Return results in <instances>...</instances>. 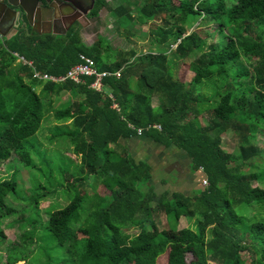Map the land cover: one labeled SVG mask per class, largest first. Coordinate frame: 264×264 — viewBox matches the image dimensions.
<instances>
[{
	"label": "trees",
	"instance_id": "trees-1",
	"mask_svg": "<svg viewBox=\"0 0 264 264\" xmlns=\"http://www.w3.org/2000/svg\"><path fill=\"white\" fill-rule=\"evenodd\" d=\"M122 2L111 7L106 0H94L90 15L96 18L105 10L127 25L132 15L142 21L162 16V27L150 32L159 46L174 48L143 55L131 49L108 51L100 46L99 35L91 45H84L79 27L64 35L29 33L0 38V166L14 154L21 167L37 171L33 155L23 146L48 111L43 98L67 92L81 96L55 112L56 119L70 126L53 127L48 137L49 141L62 138L78 160V176L63 172L64 181L72 178L65 185L68 202L49 212L45 222L36 213V221L30 210L37 211L46 189L29 193L26 206L14 208L10 198L16 193V180L10 173L0 179V241L5 239L3 221L7 220L6 227L16 229L20 241L36 244V224L44 223L42 229L62 251L56 264H154L165 251L168 264H244L241 252L251 254L249 264H264V220L235 212L239 206L251 205H255L256 214L264 212V167L253 177L241 172L254 158L264 162V155H258L248 143L252 133H264V0H234L229 7L225 0ZM191 17L201 26L196 24L187 32L191 26L185 25ZM170 21L177 23L174 28ZM211 22L221 40L205 44L199 27ZM12 53L51 76L63 75L78 62L79 55L90 58L97 70L118 71L119 76L103 79L107 93L88 89L91 78H84L80 84L38 82L31 78L27 67H15ZM168 56L188 62L192 78L187 84L173 79ZM241 57L251 58L253 63L243 67ZM233 67L240 69L228 79ZM212 79L220 80L221 85L210 100L203 101L194 90ZM235 91L238 95L232 98ZM156 98L160 103L153 106L151 102ZM209 102L212 105L204 106ZM206 111H210L207 123L197 125L193 119ZM149 125L160 129L145 130ZM136 129L142 130L143 137L183 151L190 160V169H201L206 186L191 197L173 193L170 199L163 195L149 205L151 195L141 190L150 178L148 166L134 163L124 151L115 153L108 146L136 136ZM226 132L238 141L235 158L222 149L221 135ZM103 179L116 184L98 196L95 189ZM88 187L94 211L80 216ZM152 213L169 215L175 222L181 216L190 220L196 217L194 229H158ZM76 232L82 237L76 238ZM47 258L44 264H55Z\"/></svg>",
	"mask_w": 264,
	"mask_h": 264
},
{
	"label": "rangeland",
	"instance_id": "rangeland-1",
	"mask_svg": "<svg viewBox=\"0 0 264 264\" xmlns=\"http://www.w3.org/2000/svg\"><path fill=\"white\" fill-rule=\"evenodd\" d=\"M106 1L111 7H115L118 4H124L122 0ZM127 1L132 5V3L137 0ZM233 3L234 0H225L227 7L231 6ZM132 16V22L127 25L122 23V19L114 20L105 10H101L96 18L90 15L87 18L88 21H81L79 25V38L84 45L89 46L96 40L97 35H99L101 38L100 46L108 51H125L131 49L136 55H143L147 52L154 53L158 51H169L167 44L159 46L156 42V38L150 32L156 27H162V16L149 21L138 20L135 15ZM217 16L218 14L216 13L213 17L216 18ZM176 24L175 21H170L171 28H174ZM196 24L201 26V23H199L196 18H189V23L185 25V27L187 28L188 26H191V28H189L187 32L192 30ZM199 28H201L204 35L205 44L215 43L221 40L216 33L217 27L214 23L211 22ZM168 59V71L173 79L177 78L183 83V85L187 84L192 78V73L187 70L188 62L181 63L176 60H171L170 56H168ZM251 63H253L251 58L246 59L241 57L240 59V64L243 67L248 68ZM18 65V63H15V67ZM236 69L240 68L233 67V71L229 72L230 77L228 79L231 78V75L235 73ZM220 85V80L215 81L212 79L203 81L201 85L195 88L194 92L195 95L200 96L203 101L204 99L210 100L215 88ZM237 95L238 91L233 92L232 98ZM80 99V95L73 96L68 92L62 93L56 98L51 96L43 98L42 103L48 111L45 113V116L34 136L28 138L23 146L24 149L30 151L33 155L32 160L35 162L36 167H38L37 171L21 167L14 154L11 155L8 161L2 163L0 166V179L6 178L10 173L14 174L16 180V193L13 196L11 195L13 198H10V204L14 208H24L27 204L26 197L29 193L34 192L41 187L46 189L47 195L38 201L37 211H34V209L30 210L32 219H35L36 221L39 220L36 213H38L40 221L45 222L48 218L49 212L61 208L68 202L65 185L72 180V178H66L64 181L65 174L68 176H78V160L74 157L70 146L60 137H57L52 141H49L48 137L51 135L53 127L70 126L69 122H63L56 119L55 112L61 107L69 104L71 101H77ZM158 103H160V99L157 98L153 99L151 102L153 106L158 105ZM210 104L212 105V102H209V104L205 103L204 106L208 107ZM209 116L210 111L204 112L202 114V119L199 121L200 124H206ZM248 143L256 148L258 155H264V133L261 130L252 133L249 136ZM237 145L238 141L232 136V133L226 132L221 135L222 149L224 152L229 153L232 158L237 156ZM263 167L264 162L261 158H254L246 163L241 172L247 174L249 177H253L257 170ZM166 174L173 175L174 172ZM90 180L91 177H88L86 182L89 183ZM104 188L106 187L102 185L96 188L95 192L98 196L106 193ZM84 192L83 196L86 198L79 209L80 216L90 215V213L94 211L91 206L94 199L91 198L89 187L85 188ZM235 212L243 214L246 212L247 216L253 215L255 219L257 216H260L261 219L264 220V212L260 211L256 214L255 205H251L249 208L239 206L235 209ZM230 214L233 217L232 212H230ZM151 215V219H153V222H155L158 229H177L175 221L171 218H166L162 216V214L152 213ZM195 219L196 217L193 218V220L188 219V217L181 218L180 221H178V227H187L193 230ZM89 221L92 222L93 218H90ZM6 223L7 220L3 221V225L1 226L5 239L4 241H0V264H25L26 262H29V264H44L45 261L48 260L47 256L51 263L56 264L61 260L63 256L61 248L55 246L53 241L48 238L49 236L42 229L44 223L42 226L41 224H36L38 244L32 240L30 241L32 243L27 242L26 240L20 241L16 229L6 227V225H4ZM79 226H82V222ZM25 228L28 230L30 227L26 225ZM112 230L115 231V229ZM131 232L134 233L133 231H130V233ZM75 236L76 238L82 237L79 232H76ZM240 256L243 259L244 264H249L252 260V256L248 252H241ZM79 264L84 263L81 261ZM154 264H168L167 251L159 255L155 259ZM208 264L214 263L209 262Z\"/></svg>",
	"mask_w": 264,
	"mask_h": 264
},
{
	"label": "crops",
	"instance_id": "crops-1",
	"mask_svg": "<svg viewBox=\"0 0 264 264\" xmlns=\"http://www.w3.org/2000/svg\"><path fill=\"white\" fill-rule=\"evenodd\" d=\"M200 119H202V114L193 120L197 125L204 126L205 124H200ZM108 146L115 153L124 151L134 163H144L148 166L150 178L141 187V190L151 195V199L149 200V205L151 206L163 195H165L166 199H170L173 193H178L184 197H191L204 187L201 185V181L204 180L202 171H192L190 169V160L186 154L171 144L163 146L148 137L140 135L129 139H119L116 145L109 144ZM173 172V175L166 174ZM115 184V181L103 179L98 182L96 188L102 185L106 187L104 189L107 192ZM162 216L170 218L169 215L162 214ZM181 218H184V216H181L175 222L177 229L172 231L184 229L178 227V221Z\"/></svg>",
	"mask_w": 264,
	"mask_h": 264
},
{
	"label": "flooded vegetation",
	"instance_id": "flooded-vegetation-1",
	"mask_svg": "<svg viewBox=\"0 0 264 264\" xmlns=\"http://www.w3.org/2000/svg\"><path fill=\"white\" fill-rule=\"evenodd\" d=\"M94 0H0V38L17 34L64 35L69 29L88 21ZM53 4L49 19L42 14ZM29 13V20L18 5ZM44 18L41 21V18ZM47 20L49 26L46 25ZM42 32H48L42 34ZM59 33V34H56ZM63 33V34H62ZM8 36V38H7Z\"/></svg>",
	"mask_w": 264,
	"mask_h": 264
},
{
	"label": "built area",
	"instance_id": "built-area-1",
	"mask_svg": "<svg viewBox=\"0 0 264 264\" xmlns=\"http://www.w3.org/2000/svg\"><path fill=\"white\" fill-rule=\"evenodd\" d=\"M174 45L169 46V50L173 49ZM12 56L15 58V63H18L22 66H25L29 69V72L31 74V78L38 81V82H50V83H61L64 81H70L74 84H80L83 83L84 78H91L92 81L87 85V88L97 92V93H107V86L103 84V79L109 76H112L114 78H118L119 73L116 72H106V71H99L94 67V64L90 58L84 55L78 56V62L71 65L69 69L60 76H51L47 75L41 72H38L34 69L32 63L30 61L25 60L23 57L12 53ZM107 96L111 99L110 94H107ZM113 108H115V105H112ZM147 129H155L159 130L158 125H149L145 128ZM136 136H140L142 130L136 129ZM201 171V169H199ZM202 186H206V180L201 181Z\"/></svg>",
	"mask_w": 264,
	"mask_h": 264
},
{
	"label": "water",
	"instance_id": "water-1",
	"mask_svg": "<svg viewBox=\"0 0 264 264\" xmlns=\"http://www.w3.org/2000/svg\"><path fill=\"white\" fill-rule=\"evenodd\" d=\"M44 1L48 2L49 0H44ZM18 7H19L24 13H26V17H27L28 20H29V13L25 11L24 7H23L21 4H19ZM51 8H53V4H52V3H49L47 10H45V11L42 12L43 16H44L45 18H47V19H49L50 16H51ZM43 19H44V18L42 17V18H41V21H42ZM46 25L49 26V22H48V20H47ZM44 33H48V32H42V34H44ZM56 34H59V33H56ZM62 34H63V33H62Z\"/></svg>",
	"mask_w": 264,
	"mask_h": 264
}]
</instances>
